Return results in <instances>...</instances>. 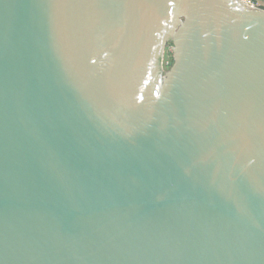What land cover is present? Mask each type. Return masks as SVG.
<instances>
[{
  "label": "water",
  "instance_id": "obj_1",
  "mask_svg": "<svg viewBox=\"0 0 264 264\" xmlns=\"http://www.w3.org/2000/svg\"><path fill=\"white\" fill-rule=\"evenodd\" d=\"M0 264H264V10L0 0Z\"/></svg>",
  "mask_w": 264,
  "mask_h": 264
},
{
  "label": "rangeland",
  "instance_id": "obj_2",
  "mask_svg": "<svg viewBox=\"0 0 264 264\" xmlns=\"http://www.w3.org/2000/svg\"><path fill=\"white\" fill-rule=\"evenodd\" d=\"M172 61V44L168 42L165 45V48L163 50V54L161 57V66L163 70H166L169 68V62Z\"/></svg>",
  "mask_w": 264,
  "mask_h": 264
},
{
  "label": "built area",
  "instance_id": "obj_3",
  "mask_svg": "<svg viewBox=\"0 0 264 264\" xmlns=\"http://www.w3.org/2000/svg\"><path fill=\"white\" fill-rule=\"evenodd\" d=\"M237 1L247 7L258 10H264V0H237Z\"/></svg>",
  "mask_w": 264,
  "mask_h": 264
}]
</instances>
